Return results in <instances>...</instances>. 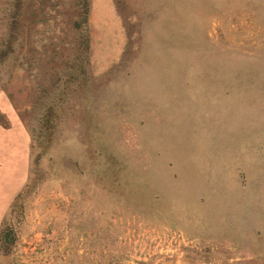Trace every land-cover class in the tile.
Segmentation results:
<instances>
[{"label": "rangeland", "instance_id": "1", "mask_svg": "<svg viewBox=\"0 0 264 264\" xmlns=\"http://www.w3.org/2000/svg\"><path fill=\"white\" fill-rule=\"evenodd\" d=\"M0 264H264V0H0Z\"/></svg>", "mask_w": 264, "mask_h": 264}, {"label": "trees", "instance_id": "2", "mask_svg": "<svg viewBox=\"0 0 264 264\" xmlns=\"http://www.w3.org/2000/svg\"><path fill=\"white\" fill-rule=\"evenodd\" d=\"M15 1V0H14ZM80 1H82V0H80ZM14 6V5H13Z\"/></svg>", "mask_w": 264, "mask_h": 264}]
</instances>
